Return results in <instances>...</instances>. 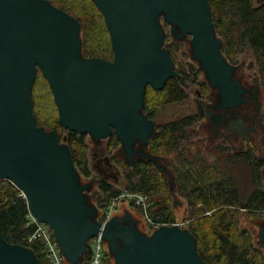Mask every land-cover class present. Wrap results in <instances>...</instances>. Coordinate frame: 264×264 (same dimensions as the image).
Returning <instances> with one entry per match:
<instances>
[{
	"label": "water",
	"instance_id": "obj_1",
	"mask_svg": "<svg viewBox=\"0 0 264 264\" xmlns=\"http://www.w3.org/2000/svg\"><path fill=\"white\" fill-rule=\"evenodd\" d=\"M106 20L114 58L84 57L80 22L48 0H0V179L11 180L29 210L47 224L69 262L79 264L90 238H102L116 264H205L194 235L163 224L141 232L127 213L102 226L86 201L69 147L54 131L38 126L32 87L39 68L48 80L66 129L95 141L113 131L133 161L138 140L146 144L156 122L143 111L146 87L163 88L178 74L164 46L160 23L189 36L192 59L200 62L222 107L237 106L245 89L222 52L208 0H93ZM173 45V43L165 44ZM191 69V62H188ZM264 240V229H261ZM0 264H39L27 246L0 234Z\"/></svg>",
	"mask_w": 264,
	"mask_h": 264
},
{
	"label": "trees",
	"instance_id": "obj_2",
	"mask_svg": "<svg viewBox=\"0 0 264 264\" xmlns=\"http://www.w3.org/2000/svg\"><path fill=\"white\" fill-rule=\"evenodd\" d=\"M48 1L80 22V35L83 33L81 52L84 57L108 59L114 56L106 20L93 0H79L75 5L74 0ZM208 2L216 33L223 42L224 56L235 63L238 56L251 50L256 58L264 95V3L256 4L255 0ZM101 31L107 34L109 45L105 51L97 52L91 43ZM39 75L45 78L38 68L36 77ZM45 80L48 81L46 78ZM190 80L191 74L179 71L159 90L148 85L143 106L146 116L154 119L164 106L186 100V86ZM34 86L35 84L31 97L35 120L38 126L46 128L45 123L40 122L35 106ZM199 119L196 114L167 121L156 127L147 142L152 151L164 148L172 155L169 165L172 168L173 182L166 178L162 167L154 159L140 158L133 163L121 162L127 189L147 198L161 195L162 198L153 204L156 208L151 207L153 210L148 212L155 225H163L174 224L176 221L173 205L175 187V191L186 201L187 229L194 235L197 252L205 264H264V254L255 246L252 233L248 229H242L239 223L242 210L252 217L264 215V186L259 167L261 163L254 157L255 147L250 145L245 153L229 154L228 147L218 146L213 150L217 162H209L202 155V150L196 147L194 134L190 131V127ZM55 120L52 131L69 147L76 169L89 176L87 134L64 128L59 116ZM107 145L112 151L120 145V141L116 136H111ZM98 186L109 198L121 195L119 190L104 180L99 181ZM28 213L27 199L21 195V190L11 180L0 179L1 236L10 244L30 247L39 264H48L43 244L39 241L28 243V236L34 229L33 225H27ZM89 256L90 251H87L86 259ZM106 256L109 264L108 252Z\"/></svg>",
	"mask_w": 264,
	"mask_h": 264
},
{
	"label": "rangeland",
	"instance_id": "obj_3",
	"mask_svg": "<svg viewBox=\"0 0 264 264\" xmlns=\"http://www.w3.org/2000/svg\"><path fill=\"white\" fill-rule=\"evenodd\" d=\"M78 1L79 0H74L73 4L75 5ZM255 3L261 4L264 3V0H255ZM76 8L78 7L76 6ZM160 23L163 26L165 32V44L173 43L171 53L174 57V60L175 62H177V60L182 61L183 71L191 74V80L188 81L186 86V91L188 94L186 100L175 103L172 102L171 104L164 106L157 112L156 116L154 117L156 127L167 121H172L184 116L197 114L200 117L199 121L196 122L192 127H190V131L194 134L193 141L196 147L202 150V155H204L209 162L215 163L217 162V160L215 158L216 154L213 153L214 148H217L218 146L228 147V145L226 142L222 141L223 139L221 137H217V129L214 128L212 120H208L207 118H204V116L200 115L201 109L199 105L203 104V100H201V97H199L197 93L198 91H204V89L199 85L198 81L207 79V75L201 68L200 62L192 59L193 57L190 43L191 38L189 36H186L184 38H177L176 33L177 31H179V28L166 22L163 15L160 17ZM98 34L99 35H97V37L92 40L91 45L92 48H94L97 52H103L109 45V39L105 31H101ZM81 35H83L82 32ZM217 37L220 38L219 35H217ZM228 61L233 64H239L242 71H246V66L250 62H254V70L258 72L256 58L253 55V52L249 49L238 56L235 63L230 60ZM186 62H191L192 64H194L195 68H193L192 70L194 72H190L188 70V65L186 64ZM175 65V68L177 70V63ZM197 73H200V76L196 78L195 75ZM194 76L195 78L193 79ZM34 84V101L35 106L38 110V116L40 122L45 123L46 130L50 132L53 130L52 126L55 124V119L59 116L55 99L48 81L46 82L45 78L42 75L36 77ZM210 90L213 92L214 88H210ZM256 96V98H258V103L257 106H254L255 111H257V114H264V95L261 84L259 85ZM64 133L66 134V131ZM263 139L264 134H261L257 137L256 140V151L259 155L263 154L264 152V148L262 146ZM86 141L88 143V161L90 175L85 176L80 171V169L77 168L76 170L79 174L80 185L90 186L89 189L85 190V196L87 198L86 201H88L90 205H94L95 207H97V219H99L101 216H104V212L108 209H110V214H112V217L117 216L122 218L127 213H129L132 215L135 225L141 232L147 234L148 236L152 235V233L158 228V226H155L154 224H152V222L149 221L147 214L149 215L148 211L150 209L153 210L151 207L156 208V206H153V204H155L156 200H160L162 196L159 195L148 198L146 201V205L144 206H140V204L136 201L127 199L122 200V198L117 200H115L116 198H109L108 195L105 194V192H101V189L98 186L100 180H104L112 184L114 188L116 190H119L121 193L131 191L127 189V180L124 172L125 170L121 164V162H129L128 155L125 152L122 144L110 151L107 145L109 142L108 137L95 141L91 135H87ZM62 143L65 144V141H62ZM135 147L137 150H140L146 154H152V157H154L155 161L158 162V164L165 172L166 178L170 182H173L172 168L169 165L172 159V155L168 154L164 148L152 151L149 144L147 143L145 145L138 144ZM106 158L110 163H112L111 167L106 164ZM140 158L145 157L141 154H136L133 156V161ZM133 161H130V163H133ZM108 174H111L113 176H108ZM98 190L100 191V193H96L95 197L91 198L92 193ZM173 205L176 217V221L174 223L182 228L187 229L189 224L186 220L188 216L186 201L175 191V187H173ZM239 223L242 229H248L252 233L255 246L261 249L264 254V240L261 236V229H264V215L260 217H252L245 210H242ZM109 255V264H116L115 256L110 252Z\"/></svg>",
	"mask_w": 264,
	"mask_h": 264
},
{
	"label": "flooded vegetation",
	"instance_id": "obj_4",
	"mask_svg": "<svg viewBox=\"0 0 264 264\" xmlns=\"http://www.w3.org/2000/svg\"><path fill=\"white\" fill-rule=\"evenodd\" d=\"M164 46L171 53V48L173 45L166 46L164 40ZM113 58L114 56L112 58H108V59L102 58V59L106 60L107 62H112ZM173 61L174 64L177 63L178 73L179 71H183L182 61L177 60V62H175L174 59ZM186 64L188 65V70L190 72H194L192 71L193 68H195L194 64H191V69L188 62H186ZM231 64L234 65L235 67L233 78L240 80V84L245 89L244 93H242L241 95L242 97L241 102L237 106L222 107L223 102L218 89L210 85L208 78L204 80H199L198 81L199 85L202 86V88L204 89V91H198L197 93L198 96L201 97V100H203V104L199 105L201 109L200 115L204 116V118H207L208 120H212V124L214 128L217 129V133H216L217 137L219 138L221 137L223 139L222 141L226 142L228 147L230 148L229 154L245 153L246 151H248L250 145L255 147L254 157L257 160V162L261 163L259 167L264 182V152L263 154L259 155L256 151L257 137L260 136L261 134L262 135L264 134V114H257V111H255L254 108V106H257L258 103V98H256L257 97L256 95L260 85L259 84L260 77L258 75V72L254 70V66H255L254 62H250L246 66L247 69L246 71H242L239 64H233V63ZM195 76L196 78L199 77L200 73H197ZM195 76L193 77V79L195 78ZM210 88L212 89L214 88L213 92L210 90ZM111 136H116L114 131L108 136V138L110 139ZM138 144L145 145L140 140H138L137 143H135V146ZM262 146L264 148V139L262 141ZM136 151L142 152L137 149ZM136 154H140V153L136 152L134 155ZM143 156L145 157L144 159L147 158L154 159V157H152L151 154L149 157H146L145 155ZM105 160H106V164L111 167L112 163H110L107 158ZM108 176H113V175L108 174ZM96 193H100V191L98 190L93 192L91 198H94Z\"/></svg>",
	"mask_w": 264,
	"mask_h": 264
},
{
	"label": "built area",
	"instance_id": "obj_5",
	"mask_svg": "<svg viewBox=\"0 0 264 264\" xmlns=\"http://www.w3.org/2000/svg\"><path fill=\"white\" fill-rule=\"evenodd\" d=\"M21 195L26 198L25 193L21 190ZM127 199L131 201H136L140 206L146 205L147 197L139 192L126 191L121 193L117 199ZM105 215L101 216L98 221L102 223V226L107 223L111 218L110 209L104 212ZM147 214V213H146ZM27 217V225H33L34 229L32 233L28 236V243L34 241H39L43 244L44 252L48 261V264H72L68 261L66 256L61 250L58 241L54 237L53 229H51L47 224L40 222L33 213L29 210ZM147 217L152 224L155 223L147 214ZM102 218V219H101ZM176 224V223H174ZM167 224V225H174ZM177 225V224H176ZM161 226V225H155ZM106 246V248H105ZM88 251H90L89 259H86L85 255H81L79 264H108L106 261V254L108 252L107 242L102 238H90L87 241ZM109 253V252H108Z\"/></svg>",
	"mask_w": 264,
	"mask_h": 264
}]
</instances>
